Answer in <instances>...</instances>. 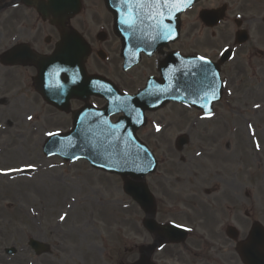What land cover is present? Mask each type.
I'll list each match as a JSON object with an SVG mask.
<instances>
[{
	"label": "rangeland",
	"instance_id": "1",
	"mask_svg": "<svg viewBox=\"0 0 264 264\" xmlns=\"http://www.w3.org/2000/svg\"><path fill=\"white\" fill-rule=\"evenodd\" d=\"M223 5L228 6L226 20L213 30L203 28L198 10ZM90 13L84 10L72 26L95 52L100 48L97 32H111L105 26L110 18L103 10ZM242 17L252 20L243 26L249 30L250 43L239 51L241 62L251 68L244 65L250 80L241 74L235 87L229 88L225 67L223 99L212 116L169 104L146 114L147 124L137 134L158 163L155 173L146 178L156 201V221L188 231L181 246L149 254L158 264H241L236 242L227 239L225 229L234 227L241 241L253 223L264 228V164L258 162L264 160V25L260 21L264 0H206L183 17L180 39L169 49L213 59L228 42L231 45L237 30L233 19ZM5 45L0 43L1 49ZM104 47L107 61L100 62L93 52L86 69L106 77L122 93L135 94L148 76H156L158 56L123 73L115 42L109 39ZM34 76L32 70L8 72L0 67V264H131L156 236L142 227L144 215L123 193L119 177L93 170L82 161L63 163L42 154L47 133L69 131L71 119L51 115L32 88ZM89 103L104 104L96 99ZM81 106L74 101L71 109ZM248 126L260 132L251 137L252 145L258 141L263 150L257 156H249ZM183 134H188L190 143L178 152L174 142ZM43 166L47 168L40 170ZM220 192L226 199L215 202L213 197ZM31 238L46 243L50 254L36 256L27 246ZM7 248H15L17 254L5 256Z\"/></svg>",
	"mask_w": 264,
	"mask_h": 264
},
{
	"label": "water",
	"instance_id": "2",
	"mask_svg": "<svg viewBox=\"0 0 264 264\" xmlns=\"http://www.w3.org/2000/svg\"><path fill=\"white\" fill-rule=\"evenodd\" d=\"M148 1L151 4V0ZM196 1L198 0H191L188 3V0H182L179 11L165 7V3L162 5L158 3V8H162L164 12L157 15L154 14L155 8L149 5L146 9L137 10L135 13L133 10L132 13L136 18L132 21L131 14L125 13L127 18L119 21V27L122 28L124 33L122 35L125 38L122 53L125 60L137 58L132 54L136 46L142 51L153 52L157 47L175 39L178 34V15ZM174 2L176 0H169V3ZM122 13L124 12H120ZM221 14L222 11L214 16L202 14L201 18L209 27H214L220 20ZM127 35L131 36L130 39ZM70 44L71 41L66 40L64 47L52 60H41L37 64L41 78L53 75L55 67L63 63L67 72L76 71L78 75L77 81L67 84L71 88H65L64 84L56 91L44 90L45 99L58 105L65 96L67 100L70 98L88 100L91 96H95L105 99L107 105L101 111L88 107L80 111L74 117L73 130L65 136H52L43 148L44 154L47 157L59 156L65 161L72 162L84 159L94 168L119 174L124 179L131 177L135 182L125 181L124 191L144 210L146 215L144 227L151 232L159 231L160 234L172 239V242L182 241L183 231L172 226H157L152 219L154 200L141 181L154 171L155 163L152 156L136 139L135 132L146 123L145 111L157 110L171 101L202 108L206 112L210 105L220 98L217 67L198 60L180 59L177 55L170 54L160 65L159 71L163 82L150 81L148 87L137 96L127 97L119 95L114 88H105V83L100 78L84 77L82 59L86 51L79 53L73 50V57L64 59L63 53H66L65 48ZM228 55L229 53H225L221 63L228 58ZM136 62L133 61L132 65ZM73 85L76 87L72 88ZM62 101L66 102V99ZM119 113L124 117L115 125H111L109 118ZM187 142L186 138H179L177 148L182 149ZM228 230L229 235L236 238V232L233 229ZM29 245L37 254L47 252V248L38 242L30 241ZM238 252L245 264H264V231L260 226L253 227L248 240L239 245Z\"/></svg>",
	"mask_w": 264,
	"mask_h": 264
},
{
	"label": "flooded vegetation",
	"instance_id": "3",
	"mask_svg": "<svg viewBox=\"0 0 264 264\" xmlns=\"http://www.w3.org/2000/svg\"><path fill=\"white\" fill-rule=\"evenodd\" d=\"M0 0V43L12 44L13 46L19 44L29 45L33 51L42 55H47L51 52V44L56 43L60 30L54 25L46 24L38 19H35L33 13L35 10L31 7H26L21 4L19 0ZM90 6L97 5V0H82ZM7 2V3H6ZM38 18V15H37ZM248 20L247 22H250ZM246 22V24H247ZM264 23V20H263ZM243 24V23H242ZM11 45V46H12ZM3 47V46H2ZM0 47V49L2 48ZM10 48V47H8ZM8 48L3 49L6 51ZM232 55V59L228 65H231L230 82L232 87L235 83V78L245 72V62H241L239 54ZM257 58L251 56L250 59ZM258 67L252 68L254 71ZM24 69V68H22Z\"/></svg>",
	"mask_w": 264,
	"mask_h": 264
},
{
	"label": "bare ground",
	"instance_id": "4",
	"mask_svg": "<svg viewBox=\"0 0 264 264\" xmlns=\"http://www.w3.org/2000/svg\"><path fill=\"white\" fill-rule=\"evenodd\" d=\"M246 132V134H247V136H246V138L247 139H249L248 141L250 142V148H249V150H250V155L249 156H253V155H258V154H262L263 153V150H261L258 146H256V145H252V141H251V137L253 136V138H255V135H258L260 132H258L257 133V130H255V129H253V131H250V130H246L245 131ZM257 139V138H256ZM253 140V139H252ZM248 141L247 140H245V139H243V143L244 144H247V145H249V143H248ZM258 142V141H257ZM9 154H14V151H12V152H10ZM248 156V151H247V153H246V157ZM9 157H11V156H9ZM254 159H255V157H254ZM252 160V159H251ZM258 162L259 163H261V164H264V160H258ZM47 168V166H43V168H39L40 170H43V169H46ZM36 172H39L38 170H36ZM5 177V176H4ZM10 178L12 177V176H9ZM209 194V193H208ZM226 198H225V195L222 193V192H220V193H218L217 195H215L214 197H213V200L215 201V202H220V201H223V200H225Z\"/></svg>",
	"mask_w": 264,
	"mask_h": 264
},
{
	"label": "snow or ice",
	"instance_id": "5",
	"mask_svg": "<svg viewBox=\"0 0 264 264\" xmlns=\"http://www.w3.org/2000/svg\"><path fill=\"white\" fill-rule=\"evenodd\" d=\"M122 2L125 5H128V4L134 3V2L135 3H141V2H144V0H122ZM152 2L159 3L160 0H152ZM181 2H182V0H176V2H174V3H169V0H164L165 7H168L170 9H175L176 11H179L180 10L179 9V4ZM190 2H191V0H188V3H190ZM159 23L162 26V21H160ZM200 59L203 60L204 58L201 57ZM205 63H207V62L205 61ZM29 119H31V117H29ZM157 131H159V127H157ZM47 135H49V136H56V135H58V133L49 132V133H47ZM29 167H31V165H29ZM16 171H22V170L21 169H17ZM64 218H65L64 216H61L60 217L61 220H63Z\"/></svg>",
	"mask_w": 264,
	"mask_h": 264
}]
</instances>
